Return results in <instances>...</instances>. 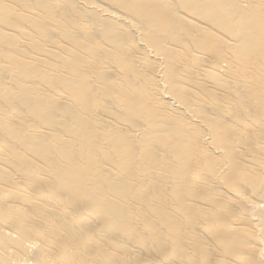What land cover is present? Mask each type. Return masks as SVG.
<instances>
[{
  "label": "bare ground",
  "instance_id": "1",
  "mask_svg": "<svg viewBox=\"0 0 264 264\" xmlns=\"http://www.w3.org/2000/svg\"><path fill=\"white\" fill-rule=\"evenodd\" d=\"M0 264H264V0H0Z\"/></svg>",
  "mask_w": 264,
  "mask_h": 264
}]
</instances>
